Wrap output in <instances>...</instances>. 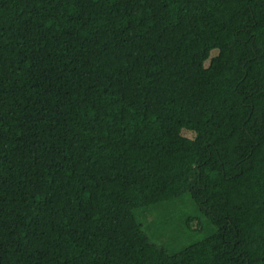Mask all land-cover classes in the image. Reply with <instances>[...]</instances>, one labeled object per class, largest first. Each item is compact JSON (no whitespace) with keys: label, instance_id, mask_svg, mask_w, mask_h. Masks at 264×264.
<instances>
[{"label":"trees","instance_id":"1","mask_svg":"<svg viewBox=\"0 0 264 264\" xmlns=\"http://www.w3.org/2000/svg\"><path fill=\"white\" fill-rule=\"evenodd\" d=\"M0 264H264V0H0Z\"/></svg>","mask_w":264,"mask_h":264},{"label":"rangeland","instance_id":"2","mask_svg":"<svg viewBox=\"0 0 264 264\" xmlns=\"http://www.w3.org/2000/svg\"><path fill=\"white\" fill-rule=\"evenodd\" d=\"M208 63V61H207ZM183 135L192 138L194 132L183 129ZM164 209L163 222L142 220L146 231L155 236L162 244L168 246L173 251H178L184 246L205 236L211 226L207 218L200 213L188 197L176 199L174 202L161 206ZM196 216L195 221L186 224L188 216Z\"/></svg>","mask_w":264,"mask_h":264}]
</instances>
